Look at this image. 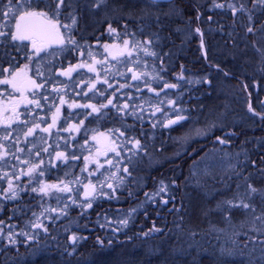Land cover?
<instances>
[{
	"label": "flooded vegetation",
	"instance_id": "1",
	"mask_svg": "<svg viewBox=\"0 0 264 264\" xmlns=\"http://www.w3.org/2000/svg\"><path fill=\"white\" fill-rule=\"evenodd\" d=\"M106 1L110 3V0ZM76 4L77 24L71 35L79 45L78 48L67 43L66 29H62L65 33V44L53 43L39 55L35 54L29 41L23 42L28 45L27 48L21 46L17 51L16 46L21 45L20 41H5V37H0V41H5L0 43V69H8L0 74V79L11 78V72L20 71L28 65V69L18 77L22 91H17L11 85L0 84V154L5 151L8 153L0 160V221H3L0 224V229L3 230V235L0 236V264L3 257H9L16 252L19 240L33 237L27 228H21L20 231L26 232L28 236L21 235L19 225L32 227L38 218L45 227L57 222L50 219L49 196L39 191L33 192L32 188L38 189L45 184L59 185L62 188L68 178H77L78 182L72 187L73 191L89 192L95 196L91 201L93 203L103 197L97 199L99 185L91 179L106 178L115 166L122 167L121 177L125 178L122 181L128 185L126 188L129 192L125 193L129 195L134 185L133 174L145 173L146 170L140 168L144 147H160L158 149L163 156L168 155L169 151L170 161H174L178 133L185 130L189 123V112L193 110L189 105V94L200 93L198 90H189V78L194 76L206 79L208 76H189V37H185L182 32L187 27H180L181 30L177 32L178 28L175 26H147L145 19L140 18L135 24L132 17L129 19L126 16L116 22L110 18L101 19V24H98L91 19L92 14L97 16L95 4L91 6L95 8L89 10L91 16L88 9H85L87 4L84 5L82 0H76ZM197 21H201V15ZM61 22L70 24V19L65 20L62 16ZM109 25L116 29V33L108 31ZM200 27L207 58L201 52L202 37L195 31L197 27L191 26L194 32L191 37L195 38L194 46L199 49L204 62L202 67L198 61L194 71L198 74L204 69L209 74L210 70H218L219 74L231 77L232 73L226 72L222 66L225 55V25H214L210 29L209 26ZM4 30L7 31V28ZM153 33H158V40ZM124 40L130 41L129 49L137 41H140L141 46L133 51L132 56H128L126 52L120 55L124 51ZM148 40H153V43L147 44ZM105 44L110 46L107 50L104 48ZM113 45L116 47H112ZM212 45H219L220 48L214 51ZM143 47L158 53L162 62L157 56L146 55ZM79 64L92 65L95 71H89L87 66L76 67ZM69 68L75 70L69 75H63ZM182 69L184 79L181 80L179 76ZM134 74L140 78L132 79ZM31 81L42 87H35ZM165 82L178 84V87L162 89ZM247 96L249 107V101L251 105L253 102V92H248ZM109 100L112 101L111 104H108ZM28 101H36L39 106ZM83 105H94L99 111L93 112L90 107ZM157 108L160 110L157 111ZM179 111L186 117L182 120L185 124L181 127L178 123L166 126L169 119H176ZM251 123L256 127V121ZM50 125L52 126L49 127ZM30 129L32 134L28 135ZM220 132L223 133L222 137ZM226 134L225 131H219L212 136L192 138L187 144L192 145L191 152L195 150L192 148L194 146H197L198 151L201 146L213 145L215 139L219 142L217 137H220L225 141L222 145L229 146L232 141L225 139ZM135 140L140 141L143 151L137 148ZM111 148H115V151H110ZM58 153L63 155L58 158ZM109 160L112 161L111 164L108 163ZM163 163L165 162L161 164ZM37 164L39 167L29 177L26 174L28 169ZM124 168L128 171L124 172ZM171 170H175V166ZM40 172H43L42 176ZM9 179L14 187L19 186L15 187L18 196L14 200L6 198L11 195L8 192ZM159 181L154 178L149 183H156L153 187L159 189ZM164 182L169 188L174 186V182ZM93 185L95 191L92 189ZM112 186L109 188L107 185L105 189L110 193L116 192L115 186ZM142 188L145 190L144 194L147 193L145 197H148L151 191H146L145 186ZM50 192L49 189L48 194ZM36 194L45 196L36 199ZM131 199L135 200L134 197ZM59 211L62 212L60 209ZM66 211L64 208L63 212ZM9 234L14 236L15 244L8 242Z\"/></svg>",
	"mask_w": 264,
	"mask_h": 264
},
{
	"label": "trees",
	"instance_id": "2",
	"mask_svg": "<svg viewBox=\"0 0 264 264\" xmlns=\"http://www.w3.org/2000/svg\"><path fill=\"white\" fill-rule=\"evenodd\" d=\"M213 1L215 0H175L169 3L149 4V6L157 8L161 12H166L170 6L177 5V8H182L184 15L191 22V26L197 25L196 16L198 12L201 14L200 25L202 27L225 25L231 27L233 32H236L235 29L237 28L240 35H244V30L246 31L249 27L257 30L264 23V5H260L257 2L241 5L235 9V17L233 11L229 10L228 7L226 11L224 7H215L216 5L212 7L210 3ZM110 3L124 7L123 11L127 13L125 16L130 19L135 13L144 15V6L148 4V0H110ZM142 9L144 10L142 11ZM111 10L114 13V10ZM145 24L147 26L156 25L154 19L149 20L147 17ZM161 24L174 26L176 23L167 19L166 21L162 20ZM228 32L230 31L227 30ZM190 38L189 76L194 74L193 71L197 67L198 61L201 62L202 67L204 66L199 49L194 46L195 38ZM227 40L231 41L232 39L229 40L227 38ZM228 43H232V41ZM243 52L245 53L243 57L248 56L252 61H256V58L251 54V50L245 49ZM231 58L232 56L229 57V59ZM245 63L250 65L247 67L250 68L255 62L245 61ZM222 66L226 72L232 73L231 77L219 74L218 70H210L207 79L213 84L221 75L226 83L233 82L239 95L244 99L243 109L246 116L243 123L241 125L228 126L223 130L227 133L226 135H230L229 130L232 129L231 134L234 137H232V142L239 144L253 134H250L253 126H249V123L253 121L257 122L258 135L263 133L264 121L251 114L247 109V90L253 92V108L257 112L264 114V92L260 91L258 87L256 90L253 83V80H255L254 82L257 80V86L262 84L264 75H258L256 79V75H253L250 70L238 72L231 62H224ZM258 68L261 69L262 66L260 65ZM203 72L204 74L207 73L203 69L200 72V76L204 75ZM254 76L255 78H252ZM207 79H198L191 76L189 85L194 84L196 81H206ZM196 84L199 92L203 90L208 94V91L212 90L211 86H207L205 82H196ZM189 90H192L190 86ZM190 96L191 94H189V100L192 99V101L193 99L202 98L200 94L193 97ZM192 101L189 104H194ZM215 104L216 102L214 101L212 106H215ZM215 133L218 132L216 131ZM211 145L209 144L203 148L207 149ZM263 146L264 144L260 145L259 149H256L255 156L252 157L256 161L255 171L264 167ZM187 150L176 156L174 161L166 162V165L163 163L162 167H159L160 169H156L158 173L161 170L159 174L164 172L162 175L167 178L168 184L174 182V186L171 188L168 186L166 191L159 192L158 195H154L158 191V189H154L153 186L155 185L145 186L146 191H151L148 197H145V190L141 191L136 185H133V188L131 186L132 189H130L128 195L125 193L129 192V189L126 188L128 185L123 184L126 183L125 181H119L114 185L116 192L105 195L104 199L102 198L103 200L98 199V201L93 202L91 208H84V206L80 208L78 206L82 202L76 199L78 192H74L72 189L74 185H77L73 183L78 182L77 178H68L66 184L71 183L72 185H68L71 189L68 192L69 198L50 201V206H55L56 210L66 208V213L61 212L60 218L54 217L50 213L51 219L57 222L55 224L50 223L49 228H47L48 236L45 235V231L41 228L33 226L22 227L19 225V233H21V228H27L30 230L29 233L33 234L34 239H27V243L19 240L16 252L9 257H3L2 264H33L32 254L35 249H39L43 253L38 259H35V264H264V258H262L264 257V240L260 242L262 237L254 239L258 244L259 250L247 251L246 254H242L243 252L239 249L236 250L237 247H234V245L225 248L229 244L223 238L222 241L216 240L220 233V228L222 230H230V225L227 223V221H232L228 210L230 207L223 202L231 199V197H229L230 195L224 197L227 191L219 190L215 183H213V188L210 183L199 185V177L191 172L192 163L199 153L189 156V146ZM173 166H175V170H171ZM247 168L248 165L245 169ZM257 172L259 173L260 171L258 170ZM119 183L121 185H117ZM147 183H149V180H147ZM234 186L235 183L233 184ZM207 189H210L212 193H208L210 191H207ZM64 194H67V192ZM131 197H134L135 200H132ZM165 200L168 201L167 204L164 203ZM202 200H205V202H202ZM258 200L257 204L259 205L260 201ZM218 203L221 205L219 209L217 208ZM254 204L255 209H257L256 202ZM204 205L208 206V211ZM233 208L237 209L238 207ZM66 214L68 218L61 217V215ZM250 215L251 213H246L245 216ZM123 219H128L126 227L118 223V221ZM63 221L67 222V224L63 225ZM101 225H104V227H101ZM153 227L161 229V231L151 232L150 229ZM117 228H119V231H114ZM145 232H148L149 235L144 236L143 233ZM72 235L86 237V239H81L73 245L71 241ZM260 236H264V234H260ZM97 238L104 241L103 248L97 244ZM109 241H111V244H109ZM224 241L226 243L225 246L221 245V242L223 243ZM251 242L254 241L251 240ZM73 248H75V251H73ZM222 250L226 253L231 252L232 255L222 256Z\"/></svg>",
	"mask_w": 264,
	"mask_h": 264
},
{
	"label": "rangeland",
	"instance_id": "3",
	"mask_svg": "<svg viewBox=\"0 0 264 264\" xmlns=\"http://www.w3.org/2000/svg\"><path fill=\"white\" fill-rule=\"evenodd\" d=\"M243 1V2H242ZM250 2H257V0H231V1H213L210 3V5L217 7V5H225L224 10H227V7L229 10H232L235 17H236V8L241 5H246ZM82 3L87 4L85 9H88L87 12L91 16V13L89 10L94 9L95 7H91L93 4H95V0H82ZM228 3V4H227ZM258 3V2H257ZM260 4V3H258ZM83 5V6H84ZM114 3H108L106 1L105 4L101 5L97 8V16L95 14H92L91 19L95 23L101 24L100 20L105 18L114 19L116 21H120L123 16L127 15L126 12L123 11L125 9L124 7L116 6L114 7ZM230 5L234 7H230ZM253 5V4H252ZM264 5V4H260ZM255 6V5H254ZM90 7V9H89ZM252 8V7H249ZM254 8V7H253ZM114 10V13H112ZM175 9H177V5L170 6L169 10L166 12H161L157 8L148 6L147 9H145L144 13V19L146 21L147 19H154L155 15H159L162 20L166 21L167 19L173 20L176 24L174 25L176 28L180 29V27L185 28L184 31H182L185 34V37L194 36V32L191 28V22H189V19L187 16L183 14L179 17L176 15H170L165 16L164 13H170L173 12ZM182 9V8H181ZM107 11L109 12L107 14ZM146 13H151L152 15H146ZM142 15L135 13L133 16L134 23L137 24L138 18H140ZM172 17V18H171ZM179 22V23H177ZM264 24V23H263ZM157 25V24H156ZM93 26H99V25H93ZM209 29L211 28V25H208ZM225 41H224V53L222 59H224V62L229 63L231 62L235 69L238 72H246L247 70H250L251 73L256 75V79L258 75H264V29H261V25L257 28V30L253 29L252 32H248L247 30H244V35H240L237 28L235 29L236 32H233L231 27L225 26ZM181 30V29H180ZM227 30L230 31L227 33ZM151 34V33H149ZM187 35V36H186ZM227 38L230 40L232 39V43H228L231 41H228ZM217 48H220L219 45H212V50H217ZM249 49L251 50V54L254 58H256V61H252L248 56L243 57L245 54L243 50ZM228 55V58H227ZM232 56L231 59L229 57ZM238 56V57H237ZM228 61V62H227ZM243 61V62H242ZM246 62H255L254 65H252L250 68H247L248 65ZM258 62V63H257ZM238 64V65H237ZM262 66L261 69H259V66ZM197 69V68H195ZM195 75H200L201 73L197 74V71H193ZM204 74V72H203ZM210 74V73H209ZM208 75V73H206ZM209 76V75H208ZM207 76V78H208ZM206 78V79H207ZM252 78H255L252 77ZM261 78V77H259ZM258 78V79H259ZM216 79V78H215ZM218 79V80H217ZM213 84L207 83L206 81H209L207 79L205 81V84L207 86H211V91H208L209 93L206 94L205 91H201L199 94L201 95V99H192L189 100L194 102V104H189L193 107L192 112H189V123L187 124L185 130L183 132L178 133V144L176 145V151L173 153V157L180 155L181 153H184L187 150V147L189 146V156L199 153L198 156L195 158L194 162L192 163L191 172L194 175H197L199 185H206L210 183L211 187L213 188V183L216 184V187L221 191H227L224 194V197L227 195H230L234 204L239 203V198H236L234 194L239 191L240 193H243L245 191L247 182L250 181L254 186L256 187H264V177L261 176V173L257 172L260 169H264V167L254 170V166L256 165V161L252 158L256 154V149H259L260 145L264 144V130L261 135H258V131L256 127H253V130L250 131L251 137L247 138L246 140H242L239 144H235L234 142L231 143V145H222L221 143L217 142L215 139V142L213 145L209 146L207 149L203 148L204 146H201V150L196 151L197 146H194L195 150L191 152V146L188 145L187 141L191 140L192 138H204L207 136H212L216 131H223L228 126H233L234 124L241 125L243 123V120L245 119V111L243 109L244 107V99L239 95L237 88L233 84V82H225L222 79V76L220 75L219 78H217ZM254 86L257 90V87L260 91L264 92V80L262 84L257 86V80L254 82ZM190 88L194 91H197V84L196 82L194 84L189 85ZM196 94L191 95L190 97L195 96ZM210 97H212L210 99ZM220 99V100H218ZM211 101H215V106H212ZM217 101L219 102L217 104ZM264 102V98H263ZM180 114H184L181 111H179ZM245 122V121H244ZM185 124V121H179L178 126L181 127ZM253 123H249V126H252ZM230 135H226L225 139L227 141H232L234 138L232 133V129L229 130ZM257 133V134H256ZM256 134V136H255ZM220 137L223 135V133L220 132ZM233 137V138H232ZM187 144V145H186ZM264 147V146H263ZM160 147H144L145 153H143V156L141 157V165L140 168L143 170L144 168L145 173L141 172H135L133 175V182L134 185H136L141 191H143L144 186L146 185H155L156 183H146L147 180H154V178H157L158 181L163 180L165 181L167 178L162 175L164 172H161L159 170V173L156 169H160L159 167H162V162L170 161V154L168 155L164 154L162 155V152ZM203 150V151H202ZM119 162V161H117ZM161 164V165H160ZM119 165H122V163H119ZM145 165V166H144ZM164 165V166H165ZM248 165V168L245 169ZM241 166V167H240ZM253 166V167H252ZM143 168V169H142ZM142 174V175H141ZM157 175V177L155 176ZM122 176V167L119 166V168L114 167L113 171L108 174V176L100 177V178H93L91 179L94 183H98L99 187L98 193H97V199L104 197L105 195H110V192L108 189L106 190L105 187L109 184L116 185V182L125 180V178ZM143 176V177H142ZM247 177V181L244 179ZM159 181V182H160ZM197 181V180H196ZM158 182V183H159ZM195 182V181H194ZM74 184H77L76 182H73ZM157 183V184H158ZM165 183V182H164ZM235 183V186L233 187V184ZM125 184V183H123ZM240 185L239 190L237 189V185ZM52 185V184H51ZM70 186V184H68ZM121 185V183L117 184ZM141 187V188H140ZM146 188V187H145ZM144 188V189H145ZM229 189V190H226ZM51 192L47 194L49 201L55 200V199H61L63 200L69 198V194H61L59 193V190L55 188H50ZM103 191L107 193H103ZM207 191H210L208 193H212L210 189H207ZM103 193V194H102ZM105 194V195H104ZM45 196L42 194H36V199H42L41 197ZM93 195L85 196V192L83 193H77L76 199L82 203H80V208H82L83 205L91 202L94 200ZM258 197H254L253 203L257 202ZM255 201V202H254ZM259 201V200H258ZM245 202H248L245 198ZM204 207H207V211L209 210L208 206L204 205ZM260 203L257 204L255 211H252L250 209H244L242 207L233 208L231 207L229 210L230 212V219L232 218V213L238 212L241 215L244 216L246 213H251L250 218H247L246 221H237L240 226L234 225L235 221H227L228 225H230V230H222L220 228V233L216 237V240L222 241L227 240L229 245H226L225 241L221 245H226L225 248H227L230 245H234V247H237L242 254H246L247 251H257L259 250L258 244L255 242V238H261L260 242L264 240V236H260V234H264V219L257 220L255 217L261 216L264 214V207H261ZM85 208V207H84ZM52 209H55V211H52ZM49 213H52L54 217H59L61 212L59 210H56L55 206H50ZM62 218H68V215H61ZM51 219V217H50ZM63 225L67 224V222L63 221ZM236 224V223H235ZM50 224L47 225V228H49ZM43 230V229H42ZM261 230V231H260ZM44 231V230H43ZM45 235H49L48 231L45 232ZM55 237V236H54ZM223 238V239H222ZM29 240V239H28ZM27 239L23 240L24 243L28 242ZM253 240L254 242H251ZM223 247V246H222ZM175 250V249H174Z\"/></svg>",
	"mask_w": 264,
	"mask_h": 264
},
{
	"label": "snow or ice",
	"instance_id": "4",
	"mask_svg": "<svg viewBox=\"0 0 264 264\" xmlns=\"http://www.w3.org/2000/svg\"><path fill=\"white\" fill-rule=\"evenodd\" d=\"M258 3L264 4V0H257ZM106 0H95V7H100L101 5L105 4ZM156 0H148V4H145L144 9H147L149 4H155ZM218 7H223V5H217ZM230 7H234L230 5ZM142 9V11L144 10ZM176 15L177 17L181 16L183 14L182 9H175L173 12L170 13H164L165 16H170V15ZM146 15H152L151 13H146ZM65 20L70 19V24L69 23H62L61 22V17ZM144 16H141L140 19H144ZM196 19H200V15L197 12ZM10 21V23H9ZM154 22L159 26L161 24V18L159 15L154 16ZM77 24V4L76 0H0V37H5V41H20L21 45L16 46V50L19 51L20 47L27 48V44H23L25 41H29L31 44V48L34 50L36 55H39L41 52H44L46 48L51 47L53 43L63 45L65 44V33L62 31V29H66L68 31V36H67V43L71 45H76L78 48L79 45L77 44L76 40L73 39L71 32L72 29L76 26ZM7 28V31L4 29ZM261 29H264V24L261 25ZM108 31L110 33H116V29L113 28L111 25L108 26ZM177 32L180 31V29H176ZM197 33H200L201 37L203 36V33L199 28L195 29ZM248 32H252L253 29L249 27L247 29ZM134 35V34H133ZM153 36L158 40L159 35L158 33H153ZM5 41H0V43H4ZM153 40H148L147 44H152ZM129 40H124L123 41V48L124 51L120 52V55H124L125 52L127 53L128 56H132L133 51L136 50V48L141 46L140 41L136 42V45L133 46L132 49H129ZM201 44H203V41H201ZM110 46L105 44L104 48L107 50ZM112 47H116L113 45ZM143 51L145 52L146 55H151V56H157L158 58L161 59L162 62V57L158 56V53L155 51H149L147 47H143ZM54 55V53L52 54ZM91 56V53H89ZM87 66L89 68V71H95V68L92 65H87V64H79L76 65V67H85ZM28 69V65L26 64L24 69H21L20 71H13L11 72V78H4L0 79V84L4 85H11L13 88H15L17 91H22V88L20 86V83H18V77H20L21 72H24ZM74 68H69L67 72L63 73V75H69L72 71H74ZM3 71H8V69H0V74H2ZM37 75H39V72H37ZM132 79H139L140 76L134 74ZM179 79H184L183 77V69L182 72L179 76ZM188 81H185L187 83ZM197 83L200 82H205V81H196ZM207 83H211V81H206ZM107 83V81H105ZM31 84L34 85L35 87H42V85H37L35 84V81H31ZM94 87V85H93ZM163 88H177L178 84H173V83H167L165 82L162 86ZM37 103L36 101H28V103ZM63 103V101H61ZM112 101L109 100L108 104H111ZM169 103H175L174 101H169ZM39 106V105H38ZM77 107H80V105H76ZM83 107H90L93 112H98L99 109L96 108L94 105H83ZM103 107H107V105H103ZM127 105H125V108ZM157 111L160 109L157 108ZM59 111V109H57ZM249 111L253 112L256 117H259L260 120L264 121V114L262 113H257L255 112L254 109L251 108V105H249ZM186 119L185 116L177 112L176 114V119H169L167 122L166 126H170L173 124L178 123L179 121H182ZM55 123V121H53ZM50 125L49 127H51ZM45 131H48V129H45ZM32 134V130L30 129L28 132V135ZM123 135V133H121ZM217 140L221 144L225 143L223 139L220 137H217ZM137 148L141 151H143V146L140 144L139 140L134 141ZM110 151H115V148L109 149ZM8 153L5 151L3 154H0V160L4 159ZM63 154H57L58 158L62 156ZM75 158V157H73ZM109 164L112 163L111 160L108 161ZM39 167V165H34L33 167L28 169V172L26 173L29 177H32V174L36 171V169ZM102 167V165H101ZM124 172H127L128 169L124 168ZM261 173V176L264 177V169L259 170ZM7 175V173H5ZM40 175H43V172H40ZM247 181V177L244 178ZM31 182V181H30ZM8 183V192L11 193L10 196H7L6 198L8 199H16L18 196V193L15 190V187H19L18 185L14 187L13 182L11 179L7 181ZM160 187L154 195H158L159 192H164L167 190V185H165L164 181L161 180L160 182ZM109 188H112L113 186L111 184L108 185ZM50 188H59L60 192H70L71 189L68 187V184H65L64 187L60 188L59 185H43L41 187L37 188H32L31 191L36 192L39 191L40 193H43L45 195L48 194V190ZM240 185H237V189L239 190ZM93 191H95V186H92ZM26 191L27 189H22ZM89 192H85V196H89ZM147 195V193L145 194ZM234 196L236 198H239V203L234 204L232 200H226L223 203L227 204L230 208L231 207H242L244 209H250L252 211H255V204L253 203L254 197H258L260 204L262 207H264V187H256L254 186L250 181L247 182L245 191L243 193H240L237 191ZM245 198L247 199L248 202H245ZM174 199V197H173ZM75 202V201H73ZM165 204L168 203L167 200L164 201ZM86 208H91L92 203L89 202L86 205H83ZM67 207V205H65ZM221 205L218 203L217 208L219 209ZM52 211H55V209H52ZM135 211V209H133ZM63 212V210H62ZM35 215V213H33ZM255 219L260 220L264 219V214L261 216L255 217ZM3 221H0V224H2ZM118 223L126 227L128 225V219H123L118 221ZM10 228L12 226H9ZM33 227L36 228H41L45 232L48 231L47 227L39 220L33 224ZM101 227H104V225H101ZM114 231H119V228L114 229ZM151 232H159L161 229H157L153 227L150 229ZM21 235L28 236L26 232H21ZM3 235V230L0 229V236ZM144 236H148L149 233L145 232L143 233ZM8 242L10 244H15L16 240L13 235L9 234L7 237ZM29 240L34 239V237L29 236ZM81 239H86V237H78L76 235L71 236V241L73 245L77 243V241ZM97 244L103 248L104 246V241L100 240L97 238ZM109 244H111V241H109ZM73 251H75V248H73ZM222 256H231V252H224L223 250L221 251ZM33 264H35V259H38L40 255H43L42 252H40L39 249H35L33 251ZM264 258V257H262Z\"/></svg>",
	"mask_w": 264,
	"mask_h": 264
},
{
	"label": "bare ground",
	"instance_id": "5",
	"mask_svg": "<svg viewBox=\"0 0 264 264\" xmlns=\"http://www.w3.org/2000/svg\"><path fill=\"white\" fill-rule=\"evenodd\" d=\"M160 26H164V25H162V24H160ZM189 171H190V167H189ZM204 199V198H203ZM202 202H205V200H202ZM247 218H250V216H244L243 214L241 215L240 213H238V212H235L233 215H232V221L234 222L235 221V223H234V225H236L237 226V228H238V226H240L241 225V223L239 224L237 221H246V219Z\"/></svg>",
	"mask_w": 264,
	"mask_h": 264
},
{
	"label": "water",
	"instance_id": "6",
	"mask_svg": "<svg viewBox=\"0 0 264 264\" xmlns=\"http://www.w3.org/2000/svg\"><path fill=\"white\" fill-rule=\"evenodd\" d=\"M170 1H173V0H156V2H170ZM202 50H203L204 56L206 57L207 54H206V49H205L204 41H203V44H202Z\"/></svg>",
	"mask_w": 264,
	"mask_h": 264
}]
</instances>
